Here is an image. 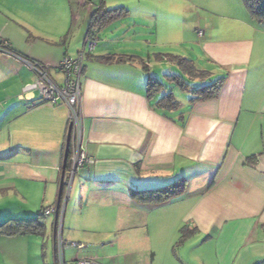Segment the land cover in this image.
<instances>
[{
  "label": "crops",
  "instance_id": "crops-1",
  "mask_svg": "<svg viewBox=\"0 0 264 264\" xmlns=\"http://www.w3.org/2000/svg\"><path fill=\"white\" fill-rule=\"evenodd\" d=\"M55 1L18 0L16 13L0 8V35L11 51L0 55V137L6 133L9 150L0 157V201L12 199L18 218L34 217L39 207L60 208L71 181L62 228L51 215L55 263L60 226L71 263L76 256L99 258L95 237L109 239L110 249L130 246L153 260L156 250L146 239L154 233L170 234L166 253L178 259L197 240L201 253L212 251L208 264H264V22L253 20L241 0H99L96 7H123L128 15L96 32L98 43L83 58L79 144L90 162L71 176L77 142L66 106H30L37 92H24L34 79L31 63L49 65V77L60 83L54 67L82 47L94 8L74 0L79 18L69 25L73 0H57L58 8ZM174 48L180 53H157L193 60L213 78L226 79L214 100L188 105V95L174 92L181 106L166 117L146 98L143 66L150 72L156 50ZM179 179L186 182L184 193L165 204L140 205L130 198L132 191ZM5 217L0 213V223ZM182 227L195 230L175 251L174 232ZM46 231L45 225L44 236ZM17 237L43 238L0 235V264L8 256L7 239ZM139 238L144 249L136 246ZM88 244L94 251H87ZM22 256L18 249L19 264Z\"/></svg>",
  "mask_w": 264,
  "mask_h": 264
},
{
  "label": "trees",
  "instance_id": "trees-1",
  "mask_svg": "<svg viewBox=\"0 0 264 264\" xmlns=\"http://www.w3.org/2000/svg\"><path fill=\"white\" fill-rule=\"evenodd\" d=\"M241 2L253 20L264 22V0H241ZM127 15L128 12L123 7L106 9L101 2L89 17L86 35H90L92 32L96 35V32H100L111 24L125 19ZM113 57L111 55L105 57L104 60H112ZM153 58L156 61L166 60L178 70V74L165 75L164 77L179 93L188 95V105L216 99L224 85L225 75L213 78L210 71L198 68L193 60L179 55L160 53L154 54ZM117 59L119 61L124 60L121 57ZM128 59L130 60L132 57H128ZM143 71L147 75L146 98L153 102L154 109L166 117L169 113L177 112L180 109L181 102L176 98L174 92L169 91L161 80L150 76L147 65L143 66ZM180 122H184L182 117ZM185 183L184 179H179L162 188L132 191L130 192V198L140 205H162L182 195L185 190ZM42 210L38 215L28 219H9L1 222L0 235L7 237L18 235L43 237L45 233V216L41 213ZM194 230L182 227L179 232L180 237L174 247L180 246Z\"/></svg>",
  "mask_w": 264,
  "mask_h": 264
},
{
  "label": "rangeland",
  "instance_id": "rangeland-1",
  "mask_svg": "<svg viewBox=\"0 0 264 264\" xmlns=\"http://www.w3.org/2000/svg\"><path fill=\"white\" fill-rule=\"evenodd\" d=\"M22 1V0H21ZM79 0H77V3ZM67 4V3H66ZM54 6L56 8L60 7V4L56 0L54 3ZM18 0H0V8H4L7 10H11L13 12H18ZM88 7V6H85ZM89 8V7H88ZM91 8V7H90ZM117 8V7H114ZM68 9L71 10V17L72 20L69 18V25L72 21V23H76V20L79 18V14H76V3L71 1V4L69 3ZM127 22V20L125 21ZM1 36V35H0ZM4 39V38H3ZM100 39L104 41L105 38H103V35L101 34ZM194 50H199L198 46L193 45ZM158 51H168V52H174V53H180L178 52V49L174 48L173 50H156V53ZM150 66H153V69H150L151 71L149 72V75L161 80V82L164 84V86L169 90L173 92L179 93L172 84H169L167 82V79H165V75H174L178 74V70L175 68V66L170 63H165L161 61H156L152 57ZM184 99L187 98L186 95H182ZM0 145L2 146L0 150L1 154L0 157H6L9 150L7 146V141H6V133L2 134L0 137ZM70 185L71 181L68 180V183L65 185L64 192L60 201V208H59V216H58V225L60 224L62 228V218L64 215V212L67 207V211L69 210V205L68 204V198L70 195ZM13 200L8 199V200H1L0 201V213L5 214L6 217L3 218L2 221H7L9 219H28V218H18V207L13 205ZM18 204V203H17ZM48 207V205L44 206V208ZM39 213L42 210L41 207L38 208ZM52 215V214H51ZM51 215L45 216V225L47 227L46 235L41 238V239H27L25 237L22 238H14V239H7V250H8V256L7 259L5 260V263L2 264H19L18 263V249L21 250V253L23 254L22 256V263L21 264H59V256H58V261L57 263L54 262L53 259V252H52V245H51V240L49 236V228H50V221L52 219ZM23 217H28V216H23ZM31 218V216H29ZM58 229V228H57ZM145 229L140 228L138 232L142 234V232ZM161 233V231H160ZM144 235V234H142ZM142 235L140 237H142ZM151 237L147 240L146 243L150 245L149 247L151 249L156 250V257L152 259L151 254L146 253L145 255V260L144 257L141 255H136V251L130 250L131 247H125L123 250H114L110 249V240L105 239L104 237H95V241L99 246H96L97 252L99 253V258L97 257V260L93 264H131L130 262L135 261L138 264H142V262L146 261V264H208L210 263V260H213V255L212 251L209 253V251L201 253L202 250L201 244L198 243V241H190L182 250H180L179 254V259L177 258L176 255L171 254L170 252L166 253V250H168V247H166L168 239H170V234L167 236H161V234H158V236H154V233L150 235ZM180 235L177 232H174V238L172 240V249L173 250H178L175 246L176 242L178 241ZM63 241H65V238L63 237ZM102 240V241H101ZM145 241V239H143ZM142 238L137 239L136 241L139 242L137 243V247L143 248ZM89 242V241H88ZM101 242V243H100ZM89 245V244H88ZM165 247V248H164ZM87 251H94L93 246H88L86 247ZM102 249V250H101ZM211 250V249H210ZM96 252V254H97ZM174 253V252H173ZM13 254V255H12ZM72 255V250L68 249L66 245H63L62 248V257L64 260V264H73L69 262V259L71 258ZM110 255V257H109ZM115 255H118L115 257ZM105 256V260L102 258ZM109 258V259H108ZM103 259V260H102ZM112 259V260H111ZM133 264V263H132Z\"/></svg>",
  "mask_w": 264,
  "mask_h": 264
},
{
  "label": "built area",
  "instance_id": "built-area-1",
  "mask_svg": "<svg viewBox=\"0 0 264 264\" xmlns=\"http://www.w3.org/2000/svg\"><path fill=\"white\" fill-rule=\"evenodd\" d=\"M99 0H83L85 6L89 8H96ZM199 36L202 32H197ZM98 39L92 32L90 35H85L82 41V47L74 56H64L54 69L61 74V82L53 81L49 77V71L51 67L47 64L31 63L30 69L34 74L33 82L24 88V92L36 91L37 97L31 102L30 106H35L40 103H48L50 105L63 104L67 108V122L69 124L70 134L74 141H76V147L74 145L73 155L70 159L71 169L70 174H73L80 170L85 163H89L90 160L85 156L80 149V123L81 116L79 111V102L81 99V87L80 82L82 78V62L86 54L93 52ZM11 54L9 43L0 36V55ZM20 98H24L21 95ZM44 216L55 215L59 216V208L57 205L45 208L41 212ZM64 242L61 237L60 226L55 232V255L59 264H64L62 257V248ZM71 247L75 249H83V244L71 243ZM95 260L82 259L76 256L73 260V264H93Z\"/></svg>",
  "mask_w": 264,
  "mask_h": 264
}]
</instances>
